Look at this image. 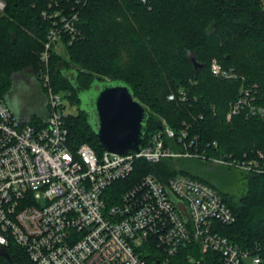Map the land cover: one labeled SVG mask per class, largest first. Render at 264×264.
Masks as SVG:
<instances>
[{
	"label": "trees",
	"instance_id": "16d2710c",
	"mask_svg": "<svg viewBox=\"0 0 264 264\" xmlns=\"http://www.w3.org/2000/svg\"><path fill=\"white\" fill-rule=\"evenodd\" d=\"M53 3L52 7H48ZM42 10L74 13L77 39L61 36V49H49L48 72L53 92L76 103L66 113L64 125L73 146L91 145L97 136L80 109V92L94 80L127 83L149 113L143 136L157 130L164 120L178 133L187 127L192 148L215 156L242 159L264 155V118L239 111L226 119L229 105L242 84L253 88L256 103H264V10L261 0H8L0 13V98L13 87V75L29 68L36 82L40 54L52 25ZM58 20V19H57ZM59 22V21H58ZM203 67L196 73L190 57ZM216 58L235 77H215L209 62ZM57 84V85H56ZM42 90L46 89L42 86ZM184 93V99L179 93ZM174 94V100L167 96ZM10 109L12 106L8 103ZM18 116L36 123L47 113ZM22 112V111H21ZM15 113V112H14ZM216 142V145H213ZM245 155V156H244ZM183 159L135 162L131 175L118 183L125 188L147 173L167 178L179 172L194 175L213 186L235 216L219 232L243 250L259 254L264 264V173L235 171L225 177L238 186L224 189L211 179L182 166ZM264 162V157L261 158ZM232 170L231 168H228ZM12 264H35L18 245L7 247ZM194 255L198 261H189ZM221 253L199 252L193 245L180 248L167 264H220ZM1 264L9 262L0 256Z\"/></svg>",
	"mask_w": 264,
	"mask_h": 264
},
{
	"label": "built area",
	"instance_id": "2783aa9c",
	"mask_svg": "<svg viewBox=\"0 0 264 264\" xmlns=\"http://www.w3.org/2000/svg\"><path fill=\"white\" fill-rule=\"evenodd\" d=\"M7 2L0 0V13ZM261 6L264 10V0ZM41 15L52 22L40 54L47 113L36 123L24 121L0 98V247L18 245L35 264H167L187 245L220 252V264H261L259 254L219 232L235 216L208 182L182 172L167 178L151 172L121 190L118 183L132 174L138 159H198L260 174L263 153L258 152L260 159L207 154L192 148L187 127L175 133L164 120L161 128L143 136L137 150L98 152L87 143L73 147L63 98L50 86L48 62L50 48L61 50L62 34L69 42L77 39V16L59 10H42ZM209 71L235 77L216 58ZM255 95L242 84L226 119L239 111L264 118V103H256ZM188 260L198 261L194 255Z\"/></svg>",
	"mask_w": 264,
	"mask_h": 264
},
{
	"label": "water",
	"instance_id": "95a60500",
	"mask_svg": "<svg viewBox=\"0 0 264 264\" xmlns=\"http://www.w3.org/2000/svg\"><path fill=\"white\" fill-rule=\"evenodd\" d=\"M196 73L203 67L194 56L190 57ZM94 92L95 95L85 108H79L88 114V122L92 126L101 150L125 153L129 149L137 150L143 139V126L149 113L134 98L127 83L114 80H94L89 89L80 92ZM161 128V125H159ZM0 256L12 264L6 248L0 247Z\"/></svg>",
	"mask_w": 264,
	"mask_h": 264
},
{
	"label": "rangeland",
	"instance_id": "374dc122",
	"mask_svg": "<svg viewBox=\"0 0 264 264\" xmlns=\"http://www.w3.org/2000/svg\"><path fill=\"white\" fill-rule=\"evenodd\" d=\"M61 51H63V49H61L60 52ZM12 80L13 87L6 95L5 102L12 106L11 108L14 110L15 114L19 117H26L27 114L36 115L40 112L43 113L45 108L42 105L47 100L48 95L46 91L42 90V86L36 82L32 71L29 68H25L22 71L16 72L13 75ZM93 95H95L94 92L81 95L82 108L88 106V102ZM63 103L65 105L64 113H75L77 111L75 101L63 99ZM181 163L185 169L197 172L211 179V181L217 184L220 189H224L229 185L238 186V181L229 180V185L225 182L226 175L232 173L235 174L233 169L229 170L223 165L215 163L210 164L198 159H183Z\"/></svg>",
	"mask_w": 264,
	"mask_h": 264
}]
</instances>
